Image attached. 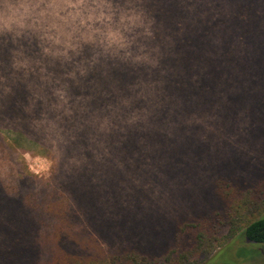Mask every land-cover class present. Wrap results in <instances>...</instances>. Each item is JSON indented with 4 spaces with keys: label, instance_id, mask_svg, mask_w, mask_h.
<instances>
[{
    "label": "rangeland",
    "instance_id": "1",
    "mask_svg": "<svg viewBox=\"0 0 264 264\" xmlns=\"http://www.w3.org/2000/svg\"><path fill=\"white\" fill-rule=\"evenodd\" d=\"M224 4L230 33L250 39L244 54L257 59L242 73H230L233 82L224 90L238 98L202 105L188 122L194 125L188 140L194 143L171 150L152 147L151 135L160 134L161 127L141 114L150 110L142 104L133 123L141 148L131 166L120 170L121 164L81 169L79 156L64 158L57 145L60 162L34 155L39 150L25 137L45 139L34 129V103L22 90L32 88L29 76L41 57L76 54L83 42L119 53L116 47L124 41L128 50L150 54L131 40L151 36L152 18L140 11L142 0H0V264H59L72 255L129 249L150 256L175 247L186 251L195 232L178 235L180 226L223 209L215 194L219 178L232 176L248 188L264 181V67L258 62L264 53V0ZM20 131L27 136L17 143L13 138ZM107 153L114 160L110 149ZM58 170L70 187L88 192L91 185L97 194L76 206ZM25 198L34 202L33 211ZM65 208L74 219L63 214ZM8 212L18 219L17 228L2 223ZM204 264H264V244L239 236Z\"/></svg>",
    "mask_w": 264,
    "mask_h": 264
},
{
    "label": "trees",
    "instance_id": "2",
    "mask_svg": "<svg viewBox=\"0 0 264 264\" xmlns=\"http://www.w3.org/2000/svg\"><path fill=\"white\" fill-rule=\"evenodd\" d=\"M138 7L135 4L136 12ZM140 11L152 18L151 36H132L131 40L150 54L132 52L122 45L124 41L116 47L119 53L83 42L76 54L50 60L41 57L37 72L29 76L32 88L22 92L34 103L30 112L34 129L45 141L20 131V136L13 138L15 142L27 136L26 143L39 150L34 155H44L54 162L61 161L58 146L64 158L78 155L81 169L97 167L96 164L118 169L121 164L120 170H124L141 148L133 123L134 112L142 104L150 110L141 114H147L155 126L161 127L160 134L151 135L152 147L167 146L171 150L175 145L187 147L194 143L188 140L187 131L194 130L188 122L202 110V105L220 100L226 104L238 98L224 90L233 82L230 73H242L257 59L244 54L250 39L230 33L224 0H142ZM258 62L264 67V53ZM47 133L52 139L46 138ZM108 149L117 159L109 158ZM58 171L68 197L76 206L85 204L93 193L91 185L86 187L88 192L74 189L68 185L66 175ZM215 194L223 204L222 210L185 222L179 228L178 235L195 232L189 250L179 252L175 247L160 256L137 249L108 251L91 257L68 256L59 264H204L239 236L264 244V181L248 188L232 176H222L215 182ZM19 196L18 190L15 197ZM31 198L36 199L35 195ZM23 201L27 210H34L30 198ZM62 212L75 218L72 210L65 208ZM17 222L11 212L2 219V223L15 228ZM5 236L8 240L11 237Z\"/></svg>",
    "mask_w": 264,
    "mask_h": 264
}]
</instances>
